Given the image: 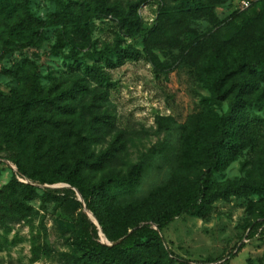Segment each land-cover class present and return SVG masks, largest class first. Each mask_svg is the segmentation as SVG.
I'll return each instance as SVG.
<instances>
[{"label":"trees","instance_id":"obj_1","mask_svg":"<svg viewBox=\"0 0 264 264\" xmlns=\"http://www.w3.org/2000/svg\"><path fill=\"white\" fill-rule=\"evenodd\" d=\"M31 1L0 0V40L27 38L24 44L17 42L20 44L15 49L33 44L38 29L47 25L46 20L31 13ZM230 1L233 0H162L151 28L146 29L137 16L139 3L52 0L55 11L51 18L59 27L52 53L70 45L72 55L74 47L88 42L90 33L84 15L89 13L112 21L119 41L139 37L142 52L157 73L183 66L193 73L212 101L227 103L222 114L204 107L187 119L180 128L170 178L146 194L137 196L134 192L138 169L127 176L105 172L116 162L118 140L107 151L95 155L86 139L77 135L70 158L50 163L49 173L37 178L15 163L17 179L37 185L69 186L48 193L57 205L75 213L72 249L62 256L60 264H189L166 250L160 236L164 222L185 214L203 217L218 200L264 194V120L254 112L264 105V90L260 88L264 80V0H255L246 10L235 9L219 19L215 9ZM200 23L205 24L203 29ZM97 55L93 64L85 68L73 59L67 70L74 77L63 87L41 88L38 76L32 74L25 95L0 94V127L4 135L16 138L23 132L38 130L34 148H45L50 158H61L68 137L63 133L64 139L56 144L52 135L42 132L44 128L59 132L66 124L63 119L68 121L74 116L89 129L113 128L108 112L102 110L108 81L104 68L121 66L127 59L136 60L140 52L132 46L116 45ZM19 70L3 74L12 76ZM51 151L54 152L50 155ZM244 152L250 156L252 177L212 181L215 174ZM13 184L29 193L33 191L32 184L18 180ZM72 189L78 192L84 210L97 225L88 220ZM258 210L251 229L264 226V204ZM151 224L159 231L155 232ZM129 230L133 233L128 234ZM137 231L146 234L143 240L133 239ZM99 232L114 244L97 242ZM243 246L242 242L237 244L229 258Z\"/></svg>","mask_w":264,"mask_h":264},{"label":"rangeland","instance_id":"obj_2","mask_svg":"<svg viewBox=\"0 0 264 264\" xmlns=\"http://www.w3.org/2000/svg\"><path fill=\"white\" fill-rule=\"evenodd\" d=\"M116 1L139 3L137 16L146 29L151 28L162 4V0ZM238 1L217 7L216 16L226 18L237 8ZM247 1L252 3L255 0ZM29 9L32 14L46 20L47 25L39 28L34 43L24 48L14 47L27 42L26 37L17 41L12 38L0 40V94L4 96L25 95L32 74L38 76L41 88L63 87L74 77L67 70L73 59L81 68L90 67L98 58L99 51L116 45L120 48L132 46L140 52L136 60L127 59L121 66L104 68L108 81L102 110L108 112L113 128L89 129L84 121L74 116L68 121L63 119L66 124L61 126V134L50 127L43 129L46 136L55 138L56 144L64 139L63 133L68 137L61 158H50L45 148L39 151L34 148L33 140L38 130L9 138L0 127V264H60L62 256L72 249L75 213L71 208L57 205L48 193L69 186L37 185L17 179L15 163L31 177L37 178L49 173L50 163L70 158L72 141L77 135L86 139L85 143L95 155L107 151L118 140L115 147L120 145V149L116 162L105 172L127 176L138 169L140 175L134 192L137 196L146 194L170 178L179 147L180 128L187 119L204 107L222 114L227 103L212 101L193 73L183 66L157 73L142 52L139 37L121 38L119 41L118 30L112 21L98 19L89 13L84 15L90 33L88 42L82 47H74V55H69L70 45L52 53L59 29L51 18L55 11L52 0H32ZM200 27L203 29L205 24L200 23ZM17 68L20 70L12 76L3 74V71ZM260 88L264 90V80L260 82ZM254 112L264 120V105ZM249 157L244 152L215 174L212 181L221 183L252 177ZM96 177H101V174ZM16 180L32 184V193L16 187L13 184ZM72 190L88 220L95 224L92 216L84 210L78 192ZM263 204L264 194L218 200L203 217L185 214L167 220L160 228V236L167 251L189 264H264V226L250 228ZM151 227L155 232L159 231L156 225L151 224ZM132 233V230L128 231V234ZM145 236L144 232L137 231L133 239L143 240ZM97 242L114 244L100 232ZM240 242L244 245L242 249L229 258L230 252Z\"/></svg>","mask_w":264,"mask_h":264},{"label":"built area","instance_id":"obj_3","mask_svg":"<svg viewBox=\"0 0 264 264\" xmlns=\"http://www.w3.org/2000/svg\"><path fill=\"white\" fill-rule=\"evenodd\" d=\"M250 3L247 0H239L238 1V6H237V10L239 11H243L246 10L247 8H249Z\"/></svg>","mask_w":264,"mask_h":264},{"label":"water","instance_id":"obj_4","mask_svg":"<svg viewBox=\"0 0 264 264\" xmlns=\"http://www.w3.org/2000/svg\"><path fill=\"white\" fill-rule=\"evenodd\" d=\"M95 224L97 225V222L95 221Z\"/></svg>","mask_w":264,"mask_h":264}]
</instances>
